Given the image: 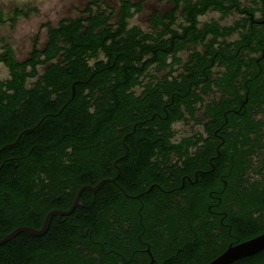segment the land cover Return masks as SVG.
I'll use <instances>...</instances> for the list:
<instances>
[{"label":"trees","instance_id":"trees-1","mask_svg":"<svg viewBox=\"0 0 264 264\" xmlns=\"http://www.w3.org/2000/svg\"><path fill=\"white\" fill-rule=\"evenodd\" d=\"M144 1L88 0L78 15L44 22V40L37 31L22 59L0 37L8 71L0 77V238L69 208L82 184L114 178L82 189L80 202L53 214L42 234L20 231L1 243L0 264H145L148 253L135 250L142 241L162 263L164 203L147 200L140 222L138 203L121 187L134 192L140 181L158 178L153 159L167 157V130L184 107L192 114L202 101L199 81L207 80L203 91L212 87L211 66L229 55L224 36L237 29L199 16L226 15L239 0H165L168 7L149 12L146 29L129 23ZM27 15L19 5L0 9V24ZM166 102L169 117L151 118L156 109L165 115ZM230 264H264V247Z\"/></svg>","mask_w":264,"mask_h":264},{"label":"flooded vegetation","instance_id":"flooded-vegetation-1","mask_svg":"<svg viewBox=\"0 0 264 264\" xmlns=\"http://www.w3.org/2000/svg\"><path fill=\"white\" fill-rule=\"evenodd\" d=\"M219 18H229L224 24L237 29L224 36L232 43L229 55L215 50L222 54L211 66L212 87L203 91L207 80L199 81L202 101L193 104L192 114L184 107V117L171 123L167 157L153 159L160 165L154 168L158 178L140 181L134 192L121 187L138 203L140 222L147 200L164 203L162 263L149 243L135 249L145 250L152 264H206L228 246L264 231V0H239ZM226 64L232 73L229 91L223 87ZM168 105L162 106L164 116L156 109L150 117H169ZM179 142L180 148H171Z\"/></svg>","mask_w":264,"mask_h":264},{"label":"rangeland","instance_id":"rangeland-1","mask_svg":"<svg viewBox=\"0 0 264 264\" xmlns=\"http://www.w3.org/2000/svg\"><path fill=\"white\" fill-rule=\"evenodd\" d=\"M88 0H0V9L9 12L14 5H19L28 11L27 16H20L15 24L5 22L0 24V37L9 41L15 50L18 58H24L31 47V41L36 32H40L41 42L44 40L46 28L42 24L46 21L56 24L61 17H73L79 14V10ZM113 6H117V0H107ZM165 0H145L140 12L135 13L129 23H135L142 28H147V16L154 9H164L168 7ZM211 18L219 19V12L209 10L199 16L200 21ZM229 18L221 19L220 22L226 23ZM184 57L185 53H181ZM8 75L7 68L0 63V77Z\"/></svg>","mask_w":264,"mask_h":264},{"label":"water","instance_id":"water-1","mask_svg":"<svg viewBox=\"0 0 264 264\" xmlns=\"http://www.w3.org/2000/svg\"><path fill=\"white\" fill-rule=\"evenodd\" d=\"M74 84V83H73ZM72 84V90L74 91V85ZM105 181H114L113 177H105L100 180H98L95 184H82L78 190L76 191V194L74 196V199L71 203V206L67 209H51L49 210L42 221V224L40 227H34L30 225H20L12 229L10 232L5 234L3 237L0 238V244L4 241L10 239L12 236L17 234L20 231H25L32 235H39L42 234L48 227L51 216L53 214H67L69 213L77 203L80 202V192L84 188H88L91 191H95L97 188H99ZM264 247V231L248 238L242 242H239L235 245L228 246L225 248L220 254L215 256L212 260L207 262L206 264H229L233 260L247 256L250 254L255 253L256 251L260 250ZM146 264H152V260H149Z\"/></svg>","mask_w":264,"mask_h":264}]
</instances>
